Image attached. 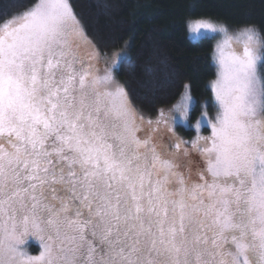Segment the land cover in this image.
<instances>
[{
  "label": "snow or ice",
  "instance_id": "1",
  "mask_svg": "<svg viewBox=\"0 0 264 264\" xmlns=\"http://www.w3.org/2000/svg\"><path fill=\"white\" fill-rule=\"evenodd\" d=\"M188 34L224 40L212 135L186 142L188 86L146 120L68 0L0 19V264H264V32Z\"/></svg>",
  "mask_w": 264,
  "mask_h": 264
},
{
  "label": "trees",
  "instance_id": "2",
  "mask_svg": "<svg viewBox=\"0 0 264 264\" xmlns=\"http://www.w3.org/2000/svg\"><path fill=\"white\" fill-rule=\"evenodd\" d=\"M68 1L101 53L129 46L130 62L121 65L116 76L134 107L152 118L175 104L186 85L197 106L194 114L202 108L216 111L215 39L191 40L190 20L209 19L235 32L246 26L264 32V0ZM29 3L0 0V19Z\"/></svg>",
  "mask_w": 264,
  "mask_h": 264
},
{
  "label": "rangeland",
  "instance_id": "3",
  "mask_svg": "<svg viewBox=\"0 0 264 264\" xmlns=\"http://www.w3.org/2000/svg\"><path fill=\"white\" fill-rule=\"evenodd\" d=\"M207 20H209V19H207ZM212 22H214V21H212ZM214 23H216V22H214ZM216 24L225 26L224 24H221V23H218V22ZM226 28L228 29L229 34H233V33H236L237 32V31L236 32L235 31H232L228 27H226ZM213 35H214V39H215V48H214L215 51H214V55H213V61L215 62V65H216V68H217V72H218L217 78L213 81V82H215L219 78V73H220V67H219L218 61L216 59V55H217L216 54V45L219 44V43H222V41L224 40V37H223L222 34H213ZM128 49H129V46H126L125 48L119 49V50H116V51H113L112 53H121V52H124V53H127L128 57H129L130 56V53L128 52ZM112 53H109V54H112ZM101 63H102V61H101ZM116 74H117V72H114V75H115L116 79L123 86L122 82L119 81L118 76H116ZM212 91H213V88H212ZM185 92H186V90L183 91V93L181 94V97L177 100V102L175 104L169 106L166 109H163L165 111V114L166 115L168 114V110L174 109V106L181 101V98L185 95ZM187 92L190 95L189 88H187ZM213 94H214V103L216 105V111L214 113H209L206 109H203L202 108V109L199 110V112H197V113L194 114V110H195V108L197 106L195 105V103H192L189 106V113H188V119H187V121L184 122V125L175 126V131H176L177 135L180 136L184 141H186V142L187 141H192L198 135L201 136V137H205V138L211 137L212 130H211V125L210 124L207 125V126H205V125L202 124L198 130L195 128V125H196L197 121L200 120L201 115L204 112L207 113V119L211 123H215L214 117H216V115L219 112V105H218L217 101L215 100V93H214V91H213ZM192 100H193V98H192ZM193 102H194V100H193ZM138 112L141 115H143L146 120L147 119L155 120L159 116V115H157V116H155V118H152V117H150L146 113H142L139 110H138ZM171 114L172 115H178V113H176L175 111H173ZM186 125H190V127L189 126H186ZM187 147L189 148V154H190V156L196 157L197 158V162L202 163L203 162V158L200 155V153H198L195 150H193L191 148V145H187ZM38 249H39V251H38ZM21 250L24 251V252H26V253H28V254H30V255H33V256L39 255V252L41 251V248L39 247V241L35 237H30L28 239V242L23 243L21 245ZM34 250L37 251V252H35Z\"/></svg>",
  "mask_w": 264,
  "mask_h": 264
}]
</instances>
